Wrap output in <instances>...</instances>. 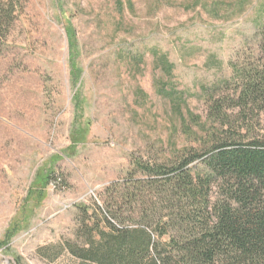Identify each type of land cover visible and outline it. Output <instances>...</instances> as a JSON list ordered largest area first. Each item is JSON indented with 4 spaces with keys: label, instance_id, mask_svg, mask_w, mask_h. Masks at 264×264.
<instances>
[{
    "label": "rangeland",
    "instance_id": "1",
    "mask_svg": "<svg viewBox=\"0 0 264 264\" xmlns=\"http://www.w3.org/2000/svg\"><path fill=\"white\" fill-rule=\"evenodd\" d=\"M0 5V264H81L63 246L133 160L264 143V104L238 100L264 0Z\"/></svg>",
    "mask_w": 264,
    "mask_h": 264
},
{
    "label": "trees",
    "instance_id": "2",
    "mask_svg": "<svg viewBox=\"0 0 264 264\" xmlns=\"http://www.w3.org/2000/svg\"><path fill=\"white\" fill-rule=\"evenodd\" d=\"M6 20L0 7V32ZM256 63L239 73L245 106L264 104V40ZM108 193L120 203L109 196L91 208L98 223L83 222V242L63 246L81 264H264L262 142L218 141L161 164L133 160V175Z\"/></svg>",
    "mask_w": 264,
    "mask_h": 264
}]
</instances>
